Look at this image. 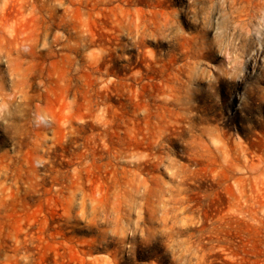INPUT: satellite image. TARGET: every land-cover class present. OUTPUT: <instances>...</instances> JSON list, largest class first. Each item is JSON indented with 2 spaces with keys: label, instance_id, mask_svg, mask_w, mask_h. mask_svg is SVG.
<instances>
[{
  "label": "rangeland",
  "instance_id": "1",
  "mask_svg": "<svg viewBox=\"0 0 264 264\" xmlns=\"http://www.w3.org/2000/svg\"><path fill=\"white\" fill-rule=\"evenodd\" d=\"M0 264H264V0H0Z\"/></svg>",
  "mask_w": 264,
  "mask_h": 264
}]
</instances>
